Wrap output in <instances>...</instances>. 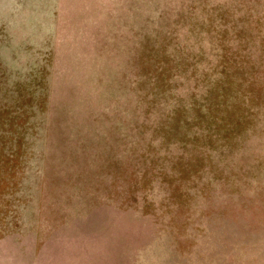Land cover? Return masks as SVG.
Returning a JSON list of instances; mask_svg holds the SVG:
<instances>
[{"label":"rangeland","instance_id":"rangeland-1","mask_svg":"<svg viewBox=\"0 0 264 264\" xmlns=\"http://www.w3.org/2000/svg\"><path fill=\"white\" fill-rule=\"evenodd\" d=\"M0 264H264V0H0Z\"/></svg>","mask_w":264,"mask_h":264}]
</instances>
